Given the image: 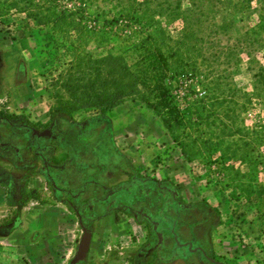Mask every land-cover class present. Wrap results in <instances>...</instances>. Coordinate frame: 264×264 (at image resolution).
Instances as JSON below:
<instances>
[{
	"label": "rangeland",
	"instance_id": "374dc122",
	"mask_svg": "<svg viewBox=\"0 0 264 264\" xmlns=\"http://www.w3.org/2000/svg\"><path fill=\"white\" fill-rule=\"evenodd\" d=\"M60 3L68 11L82 7L86 16L83 23L106 31L113 45L109 53L123 56L131 69L136 55L126 46L150 36L151 44L166 57L167 85L179 109L196 107L195 113L186 116L185 129L167 131L159 117L137 98L121 103L114 119L115 148L132 162L126 172L166 182L181 206L193 204L197 208L187 213L192 222L207 218L212 260L220 264H264V0ZM87 13H91L90 18ZM4 17L0 23V112H19L21 103L13 93L20 100L32 93L29 111L44 114L57 97H65L54 83L67 68L69 58L64 50L70 46L52 44L47 28L33 25L20 13L10 11ZM86 49L96 57L106 53L92 44ZM18 83L24 85L20 91L16 89ZM22 116L29 118L25 113ZM98 117L93 110H83L74 113L72 120L82 118L99 130H110ZM104 117L105 122L110 121ZM27 121L37 129L42 127L39 122ZM120 161L115 164L125 168ZM43 193L51 202L48 188ZM147 194L140 200L155 207L165 198L170 206L174 203L172 195L159 196L153 187ZM135 200V207L143 204ZM19 209L0 207V264H69L80 236L74 213L68 211L76 226L73 248L63 251L53 237L59 235L58 230L41 227L39 232L35 223L38 216L30 223L27 217L24 228L12 229ZM96 213L103 215L105 207L98 205ZM168 213L172 216L171 211ZM125 214L110 209L108 221L112 220L115 229L98 232L95 244L78 264H145L135 257L139 252L145 254L147 244L139 246L138 235L127 230L131 218ZM85 217L87 212H81L80 218L91 232L99 230L98 219L86 223ZM50 219L52 223L54 216ZM153 257L150 253L146 264H153ZM194 257L189 264H198Z\"/></svg>",
	"mask_w": 264,
	"mask_h": 264
},
{
	"label": "trees",
	"instance_id": "16d2710c",
	"mask_svg": "<svg viewBox=\"0 0 264 264\" xmlns=\"http://www.w3.org/2000/svg\"><path fill=\"white\" fill-rule=\"evenodd\" d=\"M60 1L62 0H0V23L5 21V14L14 11L22 14L33 25L47 28L46 34L52 44L63 46L60 44L68 43L70 46V49L64 50L69 58L66 62L67 68L58 74V79L61 80L54 83L55 88L62 91L65 97H57L54 105L48 109L50 123L42 128L48 131V137H31L30 131L35 126L21 116H8L0 112V124L14 120V124L28 127L24 133L15 129V126L11 129L13 134H21L25 139H30L29 148L25 151L31 152V159L24 161L17 150L10 149L7 145L1 147L3 152L7 150L5 157H1L2 160L9 162L13 169L24 171L25 176L16 184L15 179L0 169V183L5 187L7 206L21 208L29 200L47 204L48 201L39 191L25 190L26 177L40 165L41 175L52 199L63 200L62 203L68 210L79 208L80 205L81 212L86 211L88 214V218L85 217L87 223L99 219L115 208L116 197L117 200L121 196L123 200L126 196L128 200L138 201L142 197H148V190L152 188L150 183L157 181L126 172L130 165L113 146L108 127L99 130L96 138L88 141L97 125L92 124V121L75 122L72 115L78 111L93 110L105 125L104 116L107 112L129 98H137L159 117L164 129L171 131L176 128L185 129L186 116L195 113L196 107L189 105L184 110L179 109L167 85L169 80L166 57L151 44L153 40L150 36L140 37L126 46L136 55L131 69L123 56L109 53L113 45L106 31L88 27L83 23L86 16L83 17L82 7L68 11ZM76 14L78 17H75ZM89 14L91 13H87V16L90 18ZM89 44L95 49L105 50L106 53L93 56L86 49ZM57 149L64 153V157L58 162L52 158ZM120 158V164L123 163L125 168L115 164ZM35 160L39 163L31 164ZM111 172H114L113 175ZM121 175H125L127 180L120 182L116 188L97 184L99 177L114 180ZM81 177L82 183L77 185L76 182ZM99 187L104 192L102 197H97ZM61 194L67 199H61ZM125 202L124 200L123 203ZM117 203L121 204L120 201ZM134 203L135 201L127 206H135ZM98 204L107 209L103 215L96 213ZM118 206L122 213L132 215L131 211H125L123 206ZM15 213L12 229L20 225L19 212Z\"/></svg>",
	"mask_w": 264,
	"mask_h": 264
},
{
	"label": "crops",
	"instance_id": "0c3cea01",
	"mask_svg": "<svg viewBox=\"0 0 264 264\" xmlns=\"http://www.w3.org/2000/svg\"><path fill=\"white\" fill-rule=\"evenodd\" d=\"M16 83L14 82V85ZM22 83H18L17 85V90L20 91L21 87H23L24 85H21ZM14 99H16L17 102H19V104L21 103V107H20V111L19 112H11V109L4 111L3 115H8V116H21L29 121L33 120L34 122H39V124L42 127H45L46 125H48L50 123V117H49V113L48 110L43 114H35L32 113L31 111H29L27 105L29 103V98L31 95L24 97V99L20 100L18 98V96L16 95V93H13ZM1 99V96H0ZM27 109H24L26 108ZM119 108V105L114 107L111 111L107 112L105 115L108 116V118L110 119V121L108 122H104L105 125H109L110 126V132H111V139L113 141V146L115 147L117 145V143L115 142L116 140V124L114 123V119H116L115 115L118 113L117 110ZM1 109V108H0ZM24 109V110H23ZM27 114L29 116V118H26L25 116H22L24 113ZM31 112V113H30ZM117 112V113H116ZM73 116V115H72ZM79 120L83 121L85 119H74L75 122H79ZM28 122V121H27ZM29 123V122H28ZM31 124V123H30ZM35 130L37 131H41L37 128H35ZM47 131V130H44ZM99 129L95 128L90 137L87 139L88 141L91 140V138L93 136H97ZM48 133V131L46 132ZM9 130L8 127L6 125H2L0 124V137L2 138L1 141L6 140V138L9 136ZM49 134V133H48ZM94 134V135H93ZM10 145H7L8 148L10 149H14L17 150V152L19 154L22 155V157L24 158V161H29L31 159V152L30 151H25L28 146L26 145V142L23 139H18L17 136H12L10 141H9ZM117 148V146H116ZM7 150H5L6 152ZM5 152H3L2 148L0 147V169L3 170L4 172L8 173V175L10 177H12L14 180V182L17 184L20 180L25 176V172L24 171H20V170H15L12 168L11 164L5 160H2L1 157H5L4 154ZM119 154L121 155V153L119 152ZM130 165L132 164V162L130 163V161H128L129 157L127 155H121ZM64 157V153L61 150H55L54 154L52 155V158L54 161L58 162L59 160H61ZM39 163L38 160H35L33 162H31V164H37ZM38 166V165H37ZM112 168V167H111ZM114 173V172H113ZM113 173L111 172V175H113ZM141 177V176H140ZM146 177V176H145ZM148 178V177H146ZM148 179H153V178H148ZM83 178L81 177L80 179L77 180L76 184L79 185L82 183ZM127 180V177L125 175H121L119 177H116L114 180H112L111 178H103V177H99L97 178V184L106 188H116V186H119L120 182H124ZM157 181V183H153L151 182L150 184L152 185L153 189L156 191H160L161 189H170L169 185L158 181L157 179H155ZM42 181V182H41ZM48 187L45 184V180L43 178V176L41 175V171H40V165L39 168L36 167V169H34L31 172V175L26 177V191L34 189L37 190L41 193L42 196L44 195V191L47 189ZM102 188L99 187V192H98V196L97 197H102L104 195V192L101 190ZM49 190V189H48ZM172 191V190H171ZM173 192V191H172ZM88 194V193H87ZM5 195H6V191H5V187L4 185H2L0 183V207L7 205L6 204V199H5ZM175 199L177 201V197L176 195ZM63 200H59V201H55L52 199V201L47 202V204H40L34 200H29L23 207H21L19 209V220H20V225L19 228H24L25 225V220L27 217H29V223L35 221V216H38V221H36V225L38 224L37 229L39 230V232L41 233V227L42 229H51V230H58L59 235L58 236H53L56 240H58V242L60 244H62L61 249L63 251H68L71 250L73 247V239L75 238V233H74V228L76 226L73 225V220H72V215L69 214L68 211L74 213L75 215V211H79V208H74L73 210H68L67 207L62 203ZM143 201L142 205H139L137 207L135 206H131V208H133V210H140L141 212H143V214L145 216L143 217H132V215L130 216V224L127 227V230H130L132 232V234L134 235H138L139 239V246H142V244H147V247L145 249V254L143 252H139L137 253L136 257H135V261H138V259H141V261H145V264L148 261L149 255L150 253L154 254V259H153V264H176L178 261L181 262L180 260H178V255H185V253L190 252L191 250H200L202 253L207 254V256L209 257L210 260V253H209V248L210 245L212 247V240H211V232H209L207 225V218H205V222L202 221H198L195 222L194 225H192V221L190 219L184 218L182 220L176 221L175 219H173V215L171 216L168 212L170 211L169 209H161V214L163 216L166 217L165 222H161L160 225L158 226L161 229H164L161 235H165L166 231L165 229H171V225H173L172 227V232L171 234H173V237L171 238L169 235L166 236L164 238H162V240L159 238H157L155 242L153 236H152V229H150L149 227V218L150 220L155 216H158L159 213V207H155L152 206L151 202L149 201H144V200H140ZM101 205V204H98ZM192 205H188V207H192ZM183 207V206H180ZM114 211L120 212L121 211L118 210L117 206H115V208H113ZM194 211L197 208H193ZM157 210V211H156ZM199 210H202L201 212L203 213V209L200 208ZM49 215V217H48ZM126 215V214H125ZM54 216V220H52L53 222H49L48 220H51L50 217ZM76 216V215H75ZM77 217V216H76ZM108 212L106 215L101 216L97 222H99V230L94 229L92 232L90 231V242H89V247H88V251L91 249V247L93 246V244H95V238H96V234L99 232L100 234L104 233L106 231V229L108 228H113L115 229L114 224L112 223L109 224L108 221ZM78 219V218H77ZM152 221V220H151ZM179 222V223H176ZM28 223V224H29ZM40 223V224H39ZM42 223V226H41ZM181 223V224H180ZM51 225V226H50ZM180 225V226H179ZM177 226V227H176ZM163 227V228H162ZM173 228H176L173 230ZM147 237L146 239V243L144 241V237ZM159 237V235H158ZM142 239V240H141ZM187 245V246H186ZM167 246V248H166ZM141 250V249H140ZM87 254V253H86ZM186 256V255H185ZM194 256V255H193ZM137 263V262H136ZM138 264V263H137ZM141 264H143L141 262Z\"/></svg>",
	"mask_w": 264,
	"mask_h": 264
},
{
	"label": "flooded vegetation",
	"instance_id": "af4514ba",
	"mask_svg": "<svg viewBox=\"0 0 264 264\" xmlns=\"http://www.w3.org/2000/svg\"><path fill=\"white\" fill-rule=\"evenodd\" d=\"M11 121V122H10ZM7 124H2V125H7V127H8V130H9V136L6 138V140H3V141H0V147H3V146H5V145H10L9 143V141H10V139H11V137L12 136H17V138L20 140V139H25V137H24V135H22L21 136V134H13L12 133V129L11 128H13V126H15V129H18V130H20V132H22V133H24L25 131H27V129H28V127L27 126H21V125H18V124H14L13 122H14V120H10ZM42 128H44V127H41V129L39 128V130H41V131H37V130H31L30 131V133H31V137H34V136H38V135H33L32 134V132L33 131H37V132H43L44 130L42 129ZM24 131V132H23ZM45 132H47V131H45ZM19 133V132H18ZM49 136V134L47 133L46 135H44V136H39V137H48ZM0 139H2L1 137H0ZM25 142H26V145L28 146V148H29V143H30V139L29 138H27V139H25L24 140ZM46 166V165H45ZM44 166V167H45ZM154 189H156L157 190V188H154ZM153 189V192H155L156 190H154ZM157 192H159V196L160 195H162L163 193H165V194H167V195H172V197L173 198H171V202H172V199H174V203H173V205H171L170 206V200L169 199H163V201H161V206L159 207V213H158V216L157 217H153L151 220H150V217L148 216V218H149V227H150V229H152V231H151V233H152V236H153V238H154V240H155V242L156 241H158V240H156L157 238L159 239H161L162 240V238H164L165 237V235L166 236H170L171 238L173 237V234H171V232H172V227H173V225H171V229L169 228V229H165V231H166V233H165V235H161V233L162 232H160V231H163L164 229H161V228H159L158 226L160 225V223L161 222H165V219H166V217L165 216H163L162 214H161V209L163 208L164 210L165 209H169L170 211H171V213H172V217H173V219H175L176 221H179V220H182V219H184V218H187V219H190V215L188 214V216H187V213L189 212H191V211H193L194 209L193 208H196V207H188L187 205H185V206H183V207H180L181 205L178 203V201H176V199H175V196L173 195V192L171 191V190H169V189H161L160 191H157ZM159 196H157V198H159ZM120 197V196H119ZM122 198V197H121ZM121 198H119L118 200H117V197H116V199H115V202H116V206H117V208H119V206L118 205H121V206H123L124 207V209H125V211H131L132 212V217H143V216H145L144 214H143V212H141L140 210L138 211V210H133V208H131V207H128L127 205H132V203L134 202V201H136V200H128L129 198L128 197H126L125 196V198L122 200ZM124 200L126 201L125 203H123L124 202ZM121 202V204L120 203H117V202ZM114 202V201H113ZM122 203H123V205H122ZM129 203V204H128ZM118 204V205H117ZM152 206H154L153 204H151ZM79 207V211H77V213H78V215H79V217H80V213H81V211H82V207L79 205L78 206ZM161 208V209H160ZM187 208L189 209V210H187ZM105 211H107V209H105ZM110 211V210H109ZM157 211V210H156ZM202 215V214H201ZM82 221V220H81ZM202 222H205L206 220H205V218L203 217V219L201 220ZM180 222V221H179ZM179 222H176V223H179ZM194 223H195V221H193L192 222V225H194ZM181 224V223H180ZM180 226V225H179ZM177 227V226H176ZM163 228V227H162ZM174 229H176V228H173V230ZM160 230V231H159ZM158 235H159V237H158ZM187 246V245H186ZM186 255V256H185ZM185 255H178V260H180L183 264H189V260H190V258L194 255L195 257V259L197 260V263L198 264H220V263H218L217 261H214V260H210L209 259V257L207 256V254H205V253H202L200 250H198V249H196V250H191L190 252H186L185 253Z\"/></svg>",
	"mask_w": 264,
	"mask_h": 264
},
{
	"label": "water",
	"instance_id": "95a60500",
	"mask_svg": "<svg viewBox=\"0 0 264 264\" xmlns=\"http://www.w3.org/2000/svg\"><path fill=\"white\" fill-rule=\"evenodd\" d=\"M32 134L38 135V136H44L47 133L45 131H43V132L33 131ZM75 215L78 218V226L80 229V236L78 238L73 256L70 259L69 264H78V263L84 261V259L86 257V253L88 251L89 242H90V229L83 224V222L81 221V218L79 217L77 211H75Z\"/></svg>",
	"mask_w": 264,
	"mask_h": 264
}]
</instances>
